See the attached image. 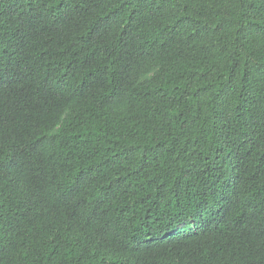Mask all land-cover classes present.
I'll list each match as a JSON object with an SVG mask.
<instances>
[{
    "label": "trees",
    "instance_id": "1",
    "mask_svg": "<svg viewBox=\"0 0 264 264\" xmlns=\"http://www.w3.org/2000/svg\"><path fill=\"white\" fill-rule=\"evenodd\" d=\"M0 264H264V0H0Z\"/></svg>",
    "mask_w": 264,
    "mask_h": 264
}]
</instances>
